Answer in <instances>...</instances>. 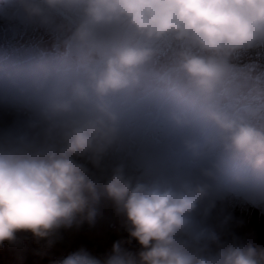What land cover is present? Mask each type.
<instances>
[{
    "label": "clouds",
    "instance_id": "9594fccd",
    "mask_svg": "<svg viewBox=\"0 0 264 264\" xmlns=\"http://www.w3.org/2000/svg\"><path fill=\"white\" fill-rule=\"evenodd\" d=\"M0 29V243L51 246L106 198L139 249L52 264H264L217 210L264 212V101L230 106L264 97V0H0ZM130 100L182 153L130 128Z\"/></svg>",
    "mask_w": 264,
    "mask_h": 264
},
{
    "label": "rangeland",
    "instance_id": "374dc122",
    "mask_svg": "<svg viewBox=\"0 0 264 264\" xmlns=\"http://www.w3.org/2000/svg\"><path fill=\"white\" fill-rule=\"evenodd\" d=\"M0 33H2V29H0ZM3 43L4 37L0 35V47L3 46ZM127 103L130 128L143 129L151 122L152 135L160 138L162 133L166 131L167 135L163 138L167 140L174 152L182 153V147L178 141L181 130L174 128L166 120L163 109L153 106L149 111L141 102L136 100H130ZM8 115L7 112L0 110V119H7ZM96 207L97 214L93 222L83 220L77 223L74 221L70 226H61L56 229L51 238L57 237L62 247H69L70 238L71 252L83 247L90 254L101 259L111 252L112 243L116 240H120L123 247L133 252L138 250L140 245L135 238L129 236L125 217L116 211L112 201L101 198ZM221 207L223 211L230 212L233 216L229 225L231 232L264 245V212H261L258 207L232 196L227 197L222 205H218L217 210ZM102 208L109 212V217L102 214ZM108 221L115 223L116 227L113 226L107 230ZM89 231H94V234H88ZM17 237L18 240L15 242L5 240L0 243V264H52V262L60 259L44 256L40 248L33 249L25 239V232H18ZM49 249L53 250L51 247ZM54 253H58V251Z\"/></svg>",
    "mask_w": 264,
    "mask_h": 264
},
{
    "label": "crops",
    "instance_id": "0c3cea01",
    "mask_svg": "<svg viewBox=\"0 0 264 264\" xmlns=\"http://www.w3.org/2000/svg\"><path fill=\"white\" fill-rule=\"evenodd\" d=\"M81 221H83V220H81ZM106 229L110 230L108 228V226H106ZM88 234H94V231H89ZM68 237H70V236L68 235ZM25 239H26L27 243H29V244L33 243L35 240L30 232H25ZM45 239L46 238H41L39 242L36 241L38 246H40L41 250L43 251L42 254L44 256H48L50 258H51V256H54V257H59L60 259H62L64 256H66L68 253L71 252L70 238H69V247H62L59 244L57 237L51 238L52 239L51 246H45ZM50 247L53 248V250L49 249ZM55 251H58V253H54Z\"/></svg>",
    "mask_w": 264,
    "mask_h": 264
},
{
    "label": "snow or ice",
    "instance_id": "6c2138e0",
    "mask_svg": "<svg viewBox=\"0 0 264 264\" xmlns=\"http://www.w3.org/2000/svg\"><path fill=\"white\" fill-rule=\"evenodd\" d=\"M219 99H220V102H223V98L222 97L219 98ZM262 101H264V97H259V98H256V97H243L242 99L233 102L230 106L236 107V106H239L241 103H252V102H262ZM153 106L154 105H148V106H146L145 109H148L150 111Z\"/></svg>",
    "mask_w": 264,
    "mask_h": 264
},
{
    "label": "trees",
    "instance_id": "16d2710c",
    "mask_svg": "<svg viewBox=\"0 0 264 264\" xmlns=\"http://www.w3.org/2000/svg\"><path fill=\"white\" fill-rule=\"evenodd\" d=\"M102 214L104 215V216H106V217H109V212L108 211H106V209L105 208H102ZM105 211V212H104ZM111 220V219H110ZM113 221V220H112ZM108 223H109V221H108ZM108 225V224H107ZM28 245H31L32 246V248L34 249H39L40 248V246H38V244H37V242H36V240H34V242L33 243H31V244H29L28 243ZM41 249V248H40ZM57 259V258H59V257H54V256H51V259Z\"/></svg>",
    "mask_w": 264,
    "mask_h": 264
},
{
    "label": "built area",
    "instance_id": "2783aa9c",
    "mask_svg": "<svg viewBox=\"0 0 264 264\" xmlns=\"http://www.w3.org/2000/svg\"><path fill=\"white\" fill-rule=\"evenodd\" d=\"M115 223H113V222H110V223H108V227L110 228V227H113V226H115L116 227V224L114 225Z\"/></svg>",
    "mask_w": 264,
    "mask_h": 264
}]
</instances>
